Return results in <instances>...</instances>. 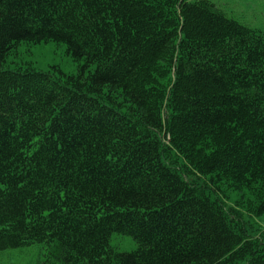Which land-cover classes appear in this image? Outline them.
<instances>
[{
	"label": "trees",
	"instance_id": "trees-1",
	"mask_svg": "<svg viewBox=\"0 0 264 264\" xmlns=\"http://www.w3.org/2000/svg\"><path fill=\"white\" fill-rule=\"evenodd\" d=\"M46 42L77 74L4 67ZM262 213L264 34L208 0H0V251L264 264Z\"/></svg>",
	"mask_w": 264,
	"mask_h": 264
},
{
	"label": "rangeland",
	"instance_id": "rangeland-1",
	"mask_svg": "<svg viewBox=\"0 0 264 264\" xmlns=\"http://www.w3.org/2000/svg\"><path fill=\"white\" fill-rule=\"evenodd\" d=\"M227 18L250 27L264 34V0H208ZM31 66L40 71H52L53 67L63 74L75 75L78 63L67 54L62 43L46 42L36 45L20 44L14 53L7 57L4 67ZM55 73V72H54ZM225 197L233 198V192H223ZM236 197V196H235ZM244 219L251 223V231L264 230V213ZM110 245L119 253L132 252L136 249L134 240L129 236L112 234ZM0 264H51L43 246L33 244L27 247L0 251Z\"/></svg>",
	"mask_w": 264,
	"mask_h": 264
}]
</instances>
